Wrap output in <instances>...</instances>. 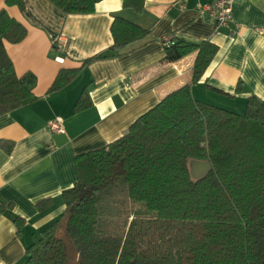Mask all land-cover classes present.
<instances>
[{"label": "trees", "instance_id": "1", "mask_svg": "<svg viewBox=\"0 0 264 264\" xmlns=\"http://www.w3.org/2000/svg\"><path fill=\"white\" fill-rule=\"evenodd\" d=\"M64 13L94 11L98 0H49ZM143 0H122L140 12ZM0 8V115L28 101L35 76L17 75L5 42L25 25ZM148 29L114 15L112 43L78 67L57 71L48 91L67 85L94 59L114 57ZM164 61L196 52L191 81L167 93L108 144L74 156L75 179L62 190L65 208L33 236L22 264H65L68 239L77 264H264V98L249 96L241 113L195 100L190 85L217 46L170 34ZM89 104L84 90L74 108ZM191 161L210 168L193 177ZM48 201L41 200L38 204ZM17 233L24 221L15 217Z\"/></svg>", "mask_w": 264, "mask_h": 264}, {"label": "crops", "instance_id": "2", "mask_svg": "<svg viewBox=\"0 0 264 264\" xmlns=\"http://www.w3.org/2000/svg\"><path fill=\"white\" fill-rule=\"evenodd\" d=\"M143 1L140 12L122 0H98L85 14L64 13L49 0L6 7L26 27L20 42H5L6 51L15 73H32L35 84L28 101L0 115V264H22L33 236L63 212L61 193L74 182L75 155L118 138L167 93L191 81L196 52L165 62L166 36L217 46L190 85L195 100L241 113L249 96L264 98V0H234L231 20L217 27L200 12L212 0ZM114 15L148 35L118 56L92 60L63 88L48 91L59 69L78 67L110 46ZM82 90L89 104L76 110ZM52 122L61 130H52ZM15 217L24 221L19 233Z\"/></svg>", "mask_w": 264, "mask_h": 264}, {"label": "built area", "instance_id": "3", "mask_svg": "<svg viewBox=\"0 0 264 264\" xmlns=\"http://www.w3.org/2000/svg\"><path fill=\"white\" fill-rule=\"evenodd\" d=\"M234 0H212L200 7L202 16L214 22L215 26L227 24L231 20V10ZM178 7H183L182 3H178ZM165 41L167 40L164 38ZM61 61V58H57ZM50 128L55 131H60L58 122H52Z\"/></svg>", "mask_w": 264, "mask_h": 264}, {"label": "water", "instance_id": "4", "mask_svg": "<svg viewBox=\"0 0 264 264\" xmlns=\"http://www.w3.org/2000/svg\"><path fill=\"white\" fill-rule=\"evenodd\" d=\"M198 165L199 168L197 167ZM210 168V163L208 161H191L190 169L193 177H198L204 174Z\"/></svg>", "mask_w": 264, "mask_h": 264}, {"label": "rangeland", "instance_id": "5", "mask_svg": "<svg viewBox=\"0 0 264 264\" xmlns=\"http://www.w3.org/2000/svg\"><path fill=\"white\" fill-rule=\"evenodd\" d=\"M66 241V245H67V253H68V258L65 264H77L76 263V255L75 252L73 250V247L71 246L70 242L68 241V239L64 238Z\"/></svg>", "mask_w": 264, "mask_h": 264}]
</instances>
